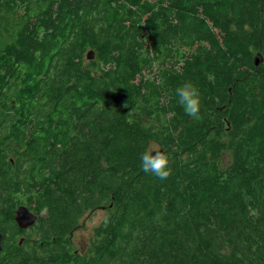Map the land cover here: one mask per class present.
Listing matches in <instances>:
<instances>
[{
    "label": "trees",
    "instance_id": "16d2710c",
    "mask_svg": "<svg viewBox=\"0 0 264 264\" xmlns=\"http://www.w3.org/2000/svg\"><path fill=\"white\" fill-rule=\"evenodd\" d=\"M0 232V264H264V0H0Z\"/></svg>",
    "mask_w": 264,
    "mask_h": 264
},
{
    "label": "clouds",
    "instance_id": "9594fccd",
    "mask_svg": "<svg viewBox=\"0 0 264 264\" xmlns=\"http://www.w3.org/2000/svg\"><path fill=\"white\" fill-rule=\"evenodd\" d=\"M178 103L183 107L186 115L199 119L201 111V93L194 82L184 83L177 88ZM141 169L161 180L167 179L172 174L169 156L162 151L145 150L141 154Z\"/></svg>",
    "mask_w": 264,
    "mask_h": 264
},
{
    "label": "rangeland",
    "instance_id": "374dc122",
    "mask_svg": "<svg viewBox=\"0 0 264 264\" xmlns=\"http://www.w3.org/2000/svg\"><path fill=\"white\" fill-rule=\"evenodd\" d=\"M157 146L152 147V151L157 149ZM223 162L225 166H228L231 162V155L229 153L225 154L223 158ZM31 211V210H30ZM32 212V211H31ZM106 214L102 211H96L94 212L93 216L87 221V223L84 225V227H80V229L75 232L73 235V246L78 250H85L87 244L91 241L94 235V229L102 223V221L105 219ZM37 234L32 235V241L35 242L37 239ZM25 242V240H24Z\"/></svg>",
    "mask_w": 264,
    "mask_h": 264
},
{
    "label": "water",
    "instance_id": "95a60500",
    "mask_svg": "<svg viewBox=\"0 0 264 264\" xmlns=\"http://www.w3.org/2000/svg\"><path fill=\"white\" fill-rule=\"evenodd\" d=\"M89 59H94V53H91ZM262 63V57L259 55L256 58V65ZM15 221L21 230H28L36 225L38 215L31 212L27 207L21 206L15 211ZM4 234L0 232V254L3 251Z\"/></svg>",
    "mask_w": 264,
    "mask_h": 264
},
{
    "label": "flooded vegetation",
    "instance_id": "af4514ba",
    "mask_svg": "<svg viewBox=\"0 0 264 264\" xmlns=\"http://www.w3.org/2000/svg\"><path fill=\"white\" fill-rule=\"evenodd\" d=\"M38 220H39V217H38ZM38 222V221H37ZM37 224V223H36Z\"/></svg>",
    "mask_w": 264,
    "mask_h": 264
}]
</instances>
